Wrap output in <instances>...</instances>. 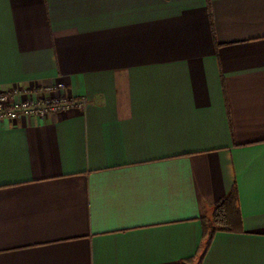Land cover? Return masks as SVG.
Segmentation results:
<instances>
[{
	"label": "crops",
	"instance_id": "0c3cea01",
	"mask_svg": "<svg viewBox=\"0 0 264 264\" xmlns=\"http://www.w3.org/2000/svg\"><path fill=\"white\" fill-rule=\"evenodd\" d=\"M18 86L84 104L0 121V264H264V0H0Z\"/></svg>",
	"mask_w": 264,
	"mask_h": 264
},
{
	"label": "built area",
	"instance_id": "2783aa9c",
	"mask_svg": "<svg viewBox=\"0 0 264 264\" xmlns=\"http://www.w3.org/2000/svg\"><path fill=\"white\" fill-rule=\"evenodd\" d=\"M60 90L59 86L39 89L18 86L0 91V121H15L20 116L46 118L65 115L84 104L83 100L62 95Z\"/></svg>",
	"mask_w": 264,
	"mask_h": 264
},
{
	"label": "trees",
	"instance_id": "16d2710c",
	"mask_svg": "<svg viewBox=\"0 0 264 264\" xmlns=\"http://www.w3.org/2000/svg\"><path fill=\"white\" fill-rule=\"evenodd\" d=\"M204 238L206 239L205 250L218 232L242 233V215L239 210V196L236 187L230 195L220 201L214 208L211 219L202 220Z\"/></svg>",
	"mask_w": 264,
	"mask_h": 264
}]
</instances>
